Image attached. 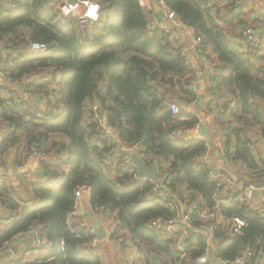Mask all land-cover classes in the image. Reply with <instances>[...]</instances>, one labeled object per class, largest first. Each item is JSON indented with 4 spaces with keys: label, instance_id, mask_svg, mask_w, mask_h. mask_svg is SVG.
I'll use <instances>...</instances> for the list:
<instances>
[{
    "label": "trees",
    "instance_id": "16d2710c",
    "mask_svg": "<svg viewBox=\"0 0 264 264\" xmlns=\"http://www.w3.org/2000/svg\"><path fill=\"white\" fill-rule=\"evenodd\" d=\"M89 1L99 6V18L82 31L78 19L59 13L61 0H0V167L11 154L21 161L32 149L50 159L39 164L23 202L32 206L17 203L15 186L0 180V206L18 210L17 219L0 227V250L36 231L46 252L24 264H105L104 254L87 253L95 234L69 219L80 191L102 221L113 215L110 239L129 240L142 255L138 264H149L147 253L162 264H199L211 245L222 262L264 264L263 205L240 200L246 187L264 188V51L244 53L217 15L224 7L238 9V0L223 7L221 0H146L149 10L138 0ZM163 9L173 14L174 25L166 29L153 16ZM178 26L202 37L215 55L216 85L209 81L208 94L217 102L194 112L184 113L198 94L196 71L186 69L174 45ZM32 44L48 50L28 56ZM218 102L226 113L214 119L225 126V159L240 163L243 172H234L237 180L216 194L207 178L211 168L199 161L208 152L206 139L183 141L170 134L197 127V109L210 113ZM178 103L174 116L170 106ZM93 105L114 132V144L93 120ZM131 152L146 167H156V182L136 179L138 171L123 165ZM155 184L162 194L153 192ZM194 203L211 216L190 215L175 234L152 226L157 219L172 220L177 211L185 214ZM234 218L244 222L238 232L231 230Z\"/></svg>",
    "mask_w": 264,
    "mask_h": 264
},
{
    "label": "crops",
    "instance_id": "0c3cea01",
    "mask_svg": "<svg viewBox=\"0 0 264 264\" xmlns=\"http://www.w3.org/2000/svg\"><path fill=\"white\" fill-rule=\"evenodd\" d=\"M221 6H225L226 3L231 2V0H221ZM239 8L230 10V7H224L221 8L218 15V19H224L222 22L219 21L221 24V27H224L226 29V32L233 35V38L239 42L243 46V49L245 50V46L242 43L241 40V30L245 25L250 24L253 26L256 30V33L264 39V0H240V3L238 4ZM219 7V5L217 6ZM150 7H148V10ZM218 11V8L214 11ZM167 11L163 9L160 12H155L153 16L158 17L160 15L159 19L157 18L158 22H162V28L166 29L168 27H171L174 25L172 23V20L168 18ZM169 20H167V19ZM164 20V21H163ZM173 41L174 45L178 47L181 50V53H187L190 57V60L192 62V65L196 71L195 79H194V89L197 91L198 99L201 97L203 99L202 105H197V102H195L193 105L189 107V110H184V113L186 112H192L195 108L198 107H204L205 105L209 104L210 101H212L211 96L213 94H208V85L209 81L212 82V85L216 83L214 79H211L209 72L212 69L213 61H215V55L212 54L209 47L206 48V57L207 62L202 61L200 57L201 55H195V50L192 48V42L195 39L193 33L184 28V27H177L176 32L174 33ZM264 51V48L262 49ZM215 77H217V73L215 71ZM214 77V78H215ZM15 89H17L16 86H14ZM32 100V99H31ZM34 101V100H32ZM217 102V99L215 97V103ZM212 103V102H211ZM180 110V103L176 104ZM217 107L220 109L222 108L221 102H218ZM196 106V107H195ZM212 107V106H211ZM212 109V108H211ZM197 111H200L199 118V131L201 129V122L205 121L206 128L208 131V138H205L202 134V141L206 139L207 145H208V152L200 158L199 161L205 163L209 168L212 169H228L231 170V176L234 175L236 179H232L234 181L237 180V177L235 176V173H242V165L235 164L234 162H228L225 156V143L220 137V132L213 128L211 125L212 122L215 119L216 112L213 110L210 113H205L204 111L197 109ZM194 112V111H193ZM258 144V142H256ZM25 154V153H24ZM22 156V160H16V154H11L8 159V163L4 167H0V180L3 178L9 177L11 179V183L13 186H15V194L14 199L17 203H19L21 206H32L33 203L24 204L23 202H28V199L31 196V186L32 184L37 180V176L40 173V166L36 165L35 163L26 160L25 156ZM131 161V156H130ZM209 170V171H210ZM10 171V172H9ZM13 171H15V174H13ZM201 198L198 197L196 203H200ZM250 204L256 206V208H261V199L260 195L258 193H255L253 199L249 202ZM185 209V208H184ZM183 209V210H184ZM202 211H206L204 213V217L211 216L210 214H207L208 210L201 209ZM181 212V211H180ZM209 213V211H208ZM87 215H91V218L88 219ZM112 214L105 220L102 221L99 217H97L89 204V201L86 197L82 198L81 200L77 201L76 208L73 212V214L69 217V219L76 220L77 224L80 223L82 219L88 221L91 223V220L93 218H98L101 220L103 228L106 232V238L102 241L98 240V244L102 250L101 255H103L107 249V244L111 246L112 253H111V260L113 256L118 260L116 264H138L137 261L139 258L142 257L138 254L136 249L131 245L130 241L127 240L126 245L123 248L118 247L115 242L114 238L110 239L111 234L113 233L114 227L113 224L110 223L112 220ZM18 218V210L12 212L3 209L0 206V227L4 225H8L10 223V219L14 220ZM219 221L220 219L217 218ZM91 225V224H90ZM92 227V226H91ZM95 233V231H94ZM36 231H33L31 233L27 234H20L18 235L14 240H11L10 242H7L3 245L2 249L0 250V264H11L12 262H19L20 263H26V262H32L38 259L39 255L44 254L45 250H40V247L37 246V240H36ZM96 234V233H95ZM124 237V236H123ZM211 242V241H210ZM181 242L177 239L175 243V248H180ZM43 249V247H41ZM10 253L9 256L7 254ZM125 255L124 257H122ZM146 258L149 259V264H162V260L159 256H157L154 253L145 254ZM106 257V256H105ZM106 259V258H105ZM120 261V262H119ZM208 261L210 264H225V262H222L220 259H218L215 255V252L213 250L212 245L209 247L208 251ZM105 264L106 260H105ZM115 264V263H114Z\"/></svg>",
    "mask_w": 264,
    "mask_h": 264
},
{
    "label": "built area",
    "instance_id": "2783aa9c",
    "mask_svg": "<svg viewBox=\"0 0 264 264\" xmlns=\"http://www.w3.org/2000/svg\"><path fill=\"white\" fill-rule=\"evenodd\" d=\"M155 2L158 5L164 4V0H155ZM238 3H240V0H238ZM138 6L141 8H146L148 6V2L146 0H138ZM58 10H59V13L64 17L84 18L85 21L87 22H96L99 18V6L96 3H93L89 0H61L58 6ZM168 18L172 19L173 14L169 13ZM241 38L245 46L244 53H246L247 55H252V54L254 55L256 53H260L262 49L264 48V39H262L256 33L255 28L251 26L250 24L245 25L242 28ZM192 48L194 50H203V49L206 50L207 46L203 45L202 37H196L192 42ZM47 50L48 48L45 45L32 44L26 50L25 53L28 56H37V55L46 53ZM182 54L185 57L186 69L192 71L194 67L190 60V57L188 56L187 53H182ZM201 56L202 57L200 58L202 59V61L207 62L206 53L204 52V54H202ZM209 75L211 79H214L215 71L211 69L209 72ZM215 85L216 83L213 84V87H215ZM211 99L215 101V96L212 95ZM214 110L216 112V116H220V115L224 116V114H226L224 109H220L217 106L214 108ZM92 111L94 114L93 120L100 125V129L102 131L101 133L109 141H111L112 144H114V142H116L115 134L110 128H108L105 125V117L101 115L100 107L98 105H93ZM170 111L174 116H177L180 113L178 106L175 104L170 106ZM211 125L213 126L214 129L220 132V137L224 141V136H225L224 127L225 126H220L216 124L215 121H213ZM170 136L172 139H179L183 141H201L202 140V136L200 135V132H199V126L189 128V129L174 130L171 132ZM131 154L132 152L130 153L129 158L124 161L123 165L127 167H134L130 161ZM24 156L26 160H29L35 163L36 165H39L42 162H47L50 160L49 157L46 156L45 154H37L35 153V150L33 149L30 154L25 153ZM135 178L136 179L139 178V175L136 176ZM207 178L209 182L214 184L216 194L220 193V191L226 186H228L232 181V176L230 173L223 172L217 169L210 170L208 172ZM5 179L8 185H12L11 179L9 177ZM161 189L162 187L159 184H155L153 192L162 194L163 192ZM255 193H258L260 195L261 204L263 205V208H264V188L257 189L255 186L250 185L244 189L240 200L243 203H248L253 199ZM75 195H76L77 200H81L83 198L80 191L76 192ZM185 211H186L185 214L181 213L180 211H177L175 217L168 222H163L161 219H157L156 221L152 223V226L161 228L163 231H165L168 234H175V233H179L180 224L185 223L188 220V217L190 215L198 214L200 217H204V213H206V211L204 212L202 210H199L197 204L195 203L186 207ZM231 222H232L231 230L233 232H238L244 226V222L239 218H234L231 220ZM78 227L81 229H86L92 235L95 234L94 229L91 227L90 223L84 219L80 221V223L78 224ZM183 235L184 234H181L178 237V240L180 242L182 240ZM35 236L37 240V246H39L40 248L43 247L44 245L38 238L37 234H35ZM207 239L209 243L211 241V238H207ZM114 242L120 248H123L126 245V242L123 237L122 238L118 237L116 239L114 238ZM208 251H209V248L205 250L204 254L197 260L199 264H210V262L208 261ZM87 253L92 254V255H101L102 253V250L98 244V239L96 237V234H95V238H93L92 241L88 245ZM225 264H244V262H243V258H237Z\"/></svg>",
    "mask_w": 264,
    "mask_h": 264
},
{
    "label": "water",
    "instance_id": "95a60500",
    "mask_svg": "<svg viewBox=\"0 0 264 264\" xmlns=\"http://www.w3.org/2000/svg\"><path fill=\"white\" fill-rule=\"evenodd\" d=\"M160 15H158V19H159ZM80 21V25L82 26V31H86V21L84 18H79ZM203 103V99L200 97L197 101V105H202ZM201 129H200V134H202L205 138H208V131L206 128V123L205 121L201 122ZM131 163L134 166V168L138 171L139 174V179H147L150 180L152 182H156L159 179L156 167H146L138 158L136 153H132L131 154ZM10 172V171H9ZM13 174H15V171H13ZM232 179H236L234 177V175L232 176ZM87 218L90 219L91 215H87ZM91 226L94 229L95 233H96V237L99 241H102L106 238V232L103 228L102 222L101 220H99L98 218H93L91 220ZM10 253L7 254V256H9Z\"/></svg>",
    "mask_w": 264,
    "mask_h": 264
},
{
    "label": "rangeland",
    "instance_id": "374dc122",
    "mask_svg": "<svg viewBox=\"0 0 264 264\" xmlns=\"http://www.w3.org/2000/svg\"><path fill=\"white\" fill-rule=\"evenodd\" d=\"M149 7V5L147 6V8ZM71 18H73V19H78V21H79V18L78 17H71ZM154 18V17H153ZM79 23H80V21H79ZM90 23H92V22H90ZM89 24V23H88ZM87 24V25H88ZM86 25V26H87ZM82 27V26H81ZM110 223H111V221H110ZM119 237H123V236H119ZM111 253H112V248H111V246H109V244H107V249H106V251H105V253H104V255H103V257H104V262H105V260H106V263L107 264H116V262H118V260L113 256V258H112V260L110 259L111 258ZM106 256V257H105ZM125 255H123L122 257H124ZM106 258V259H105ZM120 262V261H119Z\"/></svg>",
    "mask_w": 264,
    "mask_h": 264
},
{
    "label": "clouds",
    "instance_id": "9594fccd",
    "mask_svg": "<svg viewBox=\"0 0 264 264\" xmlns=\"http://www.w3.org/2000/svg\"><path fill=\"white\" fill-rule=\"evenodd\" d=\"M88 22L86 21V24H87Z\"/></svg>",
    "mask_w": 264,
    "mask_h": 264
}]
</instances>
